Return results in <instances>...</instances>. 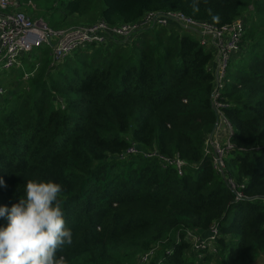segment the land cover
Listing matches in <instances>:
<instances>
[{
  "label": "trees",
  "instance_id": "1",
  "mask_svg": "<svg viewBox=\"0 0 264 264\" xmlns=\"http://www.w3.org/2000/svg\"><path fill=\"white\" fill-rule=\"evenodd\" d=\"M18 1L45 8L54 29L136 23L148 12L218 28L246 19L221 103L235 132L228 176L253 200L236 201L205 152L218 122L213 52L195 31L152 28L58 65L50 47L40 48V57L24 59L28 72L39 63L27 80L23 70L9 71L5 81L19 83L0 109V206L25 199L29 180L60 184L73 242L56 255L67 264H139L153 251L150 264H255L264 254V0ZM137 146L154 155L131 153ZM176 158L182 174L164 161ZM215 225L218 254L192 251L186 233Z\"/></svg>",
  "mask_w": 264,
  "mask_h": 264
},
{
  "label": "built area",
  "instance_id": "2",
  "mask_svg": "<svg viewBox=\"0 0 264 264\" xmlns=\"http://www.w3.org/2000/svg\"><path fill=\"white\" fill-rule=\"evenodd\" d=\"M195 31L200 37V43L207 50L213 52L209 70L214 75L212 100L218 115V138L209 136L206 140L205 152L213 158L214 168L224 177L228 187L235 194L236 201L253 200L242 192L245 187L238 184L228 176L226 158L234 150L232 137L234 128L223 112L225 107L221 103L222 90L226 84L228 69L231 63L238 58L244 47V36L247 29L245 18H239L234 23L218 28L207 21L188 18L178 12H148L136 23L110 26L106 21L100 20L92 24L80 25L72 28L54 29L43 21L33 20L22 11L18 0H0V74L11 70H23L24 79L27 80L36 72L39 63H34L32 72L25 70L24 59L33 61L35 51L51 48L53 65L72 56L77 51L89 50L92 47L107 48L114 41L131 43L141 32L152 28H175ZM178 30V29H177ZM33 64V63H32ZM7 96V89L0 84V109ZM139 147L130 149L131 153L141 152ZM148 157L154 154L144 153ZM167 164H176L180 174L185 163L176 158L172 161L165 160ZM259 201L264 207V197ZM205 234L197 231H188L186 241L191 244L192 251L201 253L207 251L208 255L218 254L219 226L215 225ZM193 245V246H192ZM213 248V252H210ZM154 252V251H153ZM150 252L139 258V264H150L154 255ZM204 255H199L203 259Z\"/></svg>",
  "mask_w": 264,
  "mask_h": 264
},
{
  "label": "clouds",
  "instance_id": "3",
  "mask_svg": "<svg viewBox=\"0 0 264 264\" xmlns=\"http://www.w3.org/2000/svg\"><path fill=\"white\" fill-rule=\"evenodd\" d=\"M63 189L53 181L29 180L26 198L11 208L0 206V264H67L57 258L63 246L71 245L73 234L62 211Z\"/></svg>",
  "mask_w": 264,
  "mask_h": 264
},
{
  "label": "rangeland",
  "instance_id": "4",
  "mask_svg": "<svg viewBox=\"0 0 264 264\" xmlns=\"http://www.w3.org/2000/svg\"><path fill=\"white\" fill-rule=\"evenodd\" d=\"M32 9H25V8H22V11L23 12H25V13H27L33 20H36V21H43L45 24L47 23L48 24V20H47V18H46V14L48 15V13H47V11H46V9L45 8H43V7H41V6H39L38 4H33L32 5V7H31ZM45 16V17H44ZM60 18H61V14L59 13V12H57L56 14H55V16H54V20L55 21H59L60 20ZM49 25V24H48ZM83 25H86V24H83ZM50 26V25H49ZM65 28H67V27H70V26H67V25H65L64 26ZM65 28H62V29H65ZM178 32H182V30L181 31H178ZM183 32H184V30H183ZM92 51V50H91ZM38 56V57H40L41 55H40V51H39V49L38 50H36L35 51V56ZM73 56H75V55H73ZM26 68V67H25ZM12 72H14V70H11ZM10 71V72H11ZM10 72H6V73H1L0 74V84H3L5 87H6V89L8 88V90H7V94H12V93H17L18 92V83H19V77H17V76H14L13 77V79L11 78L10 80H9V82L10 81H14V84L13 85H11V83L10 84H8V82H6L5 81V76L7 75V74H10ZM33 74H35V72H33ZM16 75V74H15ZM30 78V77H29ZM7 79V78H6ZM217 124H218V122H217ZM218 127H219V125H218ZM210 136V135H209ZM139 149V148H138ZM140 150L142 151V153H146V151H143L142 150V148H140ZM193 246V245H192ZM210 252H213V248H210ZM198 259H200V260H202L201 258H198ZM255 264H264V254L261 256V258L255 263Z\"/></svg>",
  "mask_w": 264,
  "mask_h": 264
},
{
  "label": "crops",
  "instance_id": "5",
  "mask_svg": "<svg viewBox=\"0 0 264 264\" xmlns=\"http://www.w3.org/2000/svg\"><path fill=\"white\" fill-rule=\"evenodd\" d=\"M176 28L178 29V30L176 29L177 31H181V29H179L178 27H176ZM182 31H183V30H182ZM217 133H219V132H218L217 129H216L215 132L213 133V138H218ZM207 235H208V234L206 233L204 236L207 237Z\"/></svg>",
  "mask_w": 264,
  "mask_h": 264
},
{
  "label": "water",
  "instance_id": "6",
  "mask_svg": "<svg viewBox=\"0 0 264 264\" xmlns=\"http://www.w3.org/2000/svg\"><path fill=\"white\" fill-rule=\"evenodd\" d=\"M217 127H218V124H216V126H215V129H214V131H213V133L215 132V130L217 129ZM213 133H211V136H213ZM143 150V149H142ZM144 151V150H143Z\"/></svg>",
  "mask_w": 264,
  "mask_h": 264
}]
</instances>
